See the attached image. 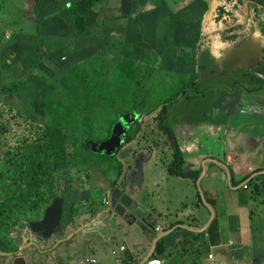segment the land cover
<instances>
[{"label":"rangeland","instance_id":"rangeland-1","mask_svg":"<svg viewBox=\"0 0 264 264\" xmlns=\"http://www.w3.org/2000/svg\"><path fill=\"white\" fill-rule=\"evenodd\" d=\"M63 1L76 0H58L51 5L44 3L43 0L39 2L37 0H0V87L4 84L11 85L12 81H23L25 83L23 90L30 95V102L27 103L17 95L12 101L0 93V245L8 249L21 247L28 235H31L30 242L39 239L40 235L29 228V224L43 220L45 211L55 199L62 200L63 211H65L63 193L66 190H78L79 187L85 189L87 185L93 187L94 189L89 190L90 192L83 198L80 197L82 199H78L81 202L96 203L100 209L104 206L105 213H110L111 210L120 219L125 215L124 211L114 209V205L121 201L117 194L121 193L116 191L111 194L119 172L118 163L115 161H119L120 153L116 159L105 155L104 152L88 151L85 147H80L78 153H75L71 137L72 130L68 127L69 124L66 123L64 117L79 120L82 125L83 138L94 144H100L109 138L108 128L112 126V135L114 127L123 124L126 129L125 137L129 134L134 139L132 147L129 150L127 146L125 148L127 153L123 162L126 167L129 168L134 164V160L131 159L134 154L156 153L162 157L163 165L168 172V166L172 163L170 155L174 152L168 138L158 128V110L165 101L171 99L174 101V95L190 86L187 87V80L183 82L178 79L180 74L165 75L166 72L183 65L177 64V61L181 58L183 61V58L190 54L177 50L172 45L164 47L157 43L155 36L161 38L165 34L166 30L163 25L156 24L157 30L155 31L137 29V26L154 22L173 23V16L181 20L186 16L191 21L184 23L187 30L183 33L199 31L201 33L199 43H201L209 39L207 35H212L211 31L215 25L221 24L219 20L212 21L213 25L210 30L205 21V34L202 30L200 31L202 16L204 20L207 13L215 10L213 7L210 10L207 0L200 2L173 0L169 7L167 4H162L161 14L156 9L155 0H95L87 13L84 34L80 35L75 26V18L72 17L68 6L66 3L63 4ZM206 3L209 6L208 12ZM54 6L55 9L50 12ZM37 7L45 10L46 13L41 16L49 20L45 30L42 24L35 22L34 9ZM232 12L238 15L229 13L227 18L243 17L245 11L234 9ZM122 22L135 26L124 31L126 36L123 42H118L120 34H112V31L104 32L106 24L111 26ZM253 24H255L254 19ZM169 33L170 36L171 32ZM43 34L51 36L55 46H60L59 49L55 48V51H50L47 45H41L47 44V41L45 43L40 41ZM19 36H24L29 42L30 50H26L24 55L17 50L19 42L23 41L18 38ZM6 44L7 46H4ZM114 46L120 49L113 51ZM121 50H126L127 56L122 54ZM116 56H121V62L127 59L125 60L128 62L127 72L134 71L136 79L141 80L146 89L135 91L134 79L128 76L127 72L123 75L118 74L117 70L123 66H119L118 62L115 63L112 60ZM86 63H90L91 66L95 63L98 73ZM76 66H82L83 69ZM153 66L156 70L152 68ZM44 70L51 72V76L52 72H55L60 79L64 75L71 76L79 72L82 79L88 76V83L84 84V81L80 83L78 80L70 82L69 77L66 78L65 81L68 80V82L64 86H59L53 76V79L47 77L41 80L32 79V74H42ZM151 70L154 73L153 77L146 81L147 86H145L144 74ZM155 73L157 74L154 78ZM189 73L191 75V71ZM73 76L79 79L77 75ZM252 78L253 75L249 76L247 81L248 86L254 88ZM96 85L99 89L88 90L89 87ZM218 86H222L223 89L217 90V98L224 99L227 79H219ZM79 89L80 93L73 95ZM101 92L102 96L94 95V93ZM190 96L193 100L198 99V95ZM100 97L105 100V104H99V101L103 100L99 99ZM233 97V94H230L229 101ZM192 101L184 106L181 104L174 106L166 122L181 144L186 137L180 136L177 124L181 123L186 126L195 122L186 119V117L197 116L195 111L190 110L196 105V102ZM141 106L143 109L139 110ZM209 110L207 116L218 119L213 106H210ZM132 114H135L136 118L128 123L125 117ZM50 120L61 122L60 126L67 137V156L71 169L63 170V172L57 171L53 166L46 167L47 161L43 160L46 157L49 158L50 153L47 154L46 147L40 142V136L42 137V133L47 128L46 124ZM206 130V127L201 128L203 132ZM194 131L199 132L198 129ZM115 133H119V128H116ZM31 145L41 146V153L35 154V157L41 159L45 168L38 169L37 173H30L39 185L33 188V195L29 196L27 183L31 169L24 166L23 159L31 155L28 151ZM207 145L212 149L222 147L220 143L211 138ZM227 145L230 146V143L227 142ZM8 156L11 159H19L17 166L16 163L9 162ZM127 174L123 176L124 194L132 202H138L137 196L133 194L132 183L127 181ZM120 189H122L121 186H119ZM71 196L73 193L66 194V199ZM69 208L73 214L82 210L78 205L69 206ZM69 208L66 211H69ZM132 209V214L135 215L139 210V205L135 204ZM142 210L144 212L143 208ZM73 216L71 215L69 222ZM141 220L145 221L144 218ZM62 222L61 219L59 227L63 228L66 224ZM62 232L63 229L59 233L56 232L55 236Z\"/></svg>","mask_w":264,"mask_h":264},{"label":"crops","instance_id":"crops-1","mask_svg":"<svg viewBox=\"0 0 264 264\" xmlns=\"http://www.w3.org/2000/svg\"><path fill=\"white\" fill-rule=\"evenodd\" d=\"M155 1L161 14V0ZM172 1L169 0V4ZM234 9L245 11V19L253 31L251 39L243 43V49L230 58L233 47L223 36L226 28L237 23L235 18H230L228 24L223 23L222 19L228 16L225 14L220 20L222 26L217 30L213 27L216 32L207 35L208 40L196 44L197 57L186 51L190 56L177 61L183 65L165 73L180 74L178 79L187 80V87L191 86V75L196 72L198 76L196 87L186 93L187 97L198 95V99L193 100L196 105L190 109L197 116L186 117L195 122L186 126L177 124L180 136L186 137L182 144L177 138L184 157V170L198 173L197 183L170 176L162 157L156 153L132 155L134 164L127 168L123 162L127 153L125 147L119 157L124 166L119 186L123 189V176L128 173L127 181L132 183L138 202H131L129 208L119 201L114 205V209L125 212L123 220L111 210L105 213L102 202L100 209L96 203L78 199L93 187L87 185L85 189L66 190L62 215V223L66 225L56 231L59 233L63 229V232L50 240L40 236L33 242L28 235L21 247L8 249L0 245V264H83L89 256H95L99 264H146L149 258L160 259L162 264H264V90L255 85V79L264 77V71L254 74V88L248 86L246 77L259 65L257 52L255 59L252 53L264 36V7L252 0L240 6L234 0L229 13L238 15L232 12ZM177 20L180 23L191 21L186 16ZM257 23L263 27L259 28ZM156 24L166 22L139 24L137 29L151 26L155 31ZM175 26L176 46L180 33L178 23ZM133 27L124 22L106 24L105 32L120 34L118 42H123L124 31ZM244 31L249 32V28L244 27ZM164 35L161 38L155 36L159 45L165 46ZM118 49L120 47H113V51ZM121 53L127 56L126 50ZM112 60L122 66L121 56ZM198 61L201 65L207 64L206 71L195 67ZM153 74L152 70L145 73L144 79H150ZM219 79H227L224 99L217 98V90L223 89L218 86ZM230 94L234 97L229 101ZM187 97H183L184 102ZM210 106L217 112L218 119L207 116ZM205 127L206 132L202 131L199 136L194 131ZM210 138L222 147H209ZM131 147L132 143L127 145L128 150ZM171 159L173 161V154ZM245 184L249 185L248 191L243 188ZM71 193L73 196L66 199V194ZM199 195L201 202L196 204ZM135 204L139 205V210L134 215ZM77 205L81 212L71 213L69 206ZM71 215L74 216L69 222ZM122 246L126 247L124 252L119 251ZM114 250L118 251L117 255L113 254Z\"/></svg>","mask_w":264,"mask_h":264},{"label":"trees","instance_id":"trees-1","mask_svg":"<svg viewBox=\"0 0 264 264\" xmlns=\"http://www.w3.org/2000/svg\"><path fill=\"white\" fill-rule=\"evenodd\" d=\"M39 2V0H37ZM44 3H48V4H53L55 2H57L58 0H43ZM202 0H195V2H200ZM234 0H214L212 3V7L215 8L214 11L209 12V14L207 13V15L205 16V19L203 20V16L201 18V27H200V31L202 30L203 34H205V28H204V23L206 21V25H208V28H211V26L213 25L212 21H220L221 18L225 15L229 13V8L231 6V4L233 3ZM240 3L244 2V0H238ZM204 2V1H203ZM68 6V11L70 12V14L72 15V17H74L75 19V23H76V28L78 31V34L82 35L84 34L85 31V25H86V20H87V13L88 11L91 9V7L94 5L95 0H76V1H72V2H66L63 1V4H65ZM230 4V6H227V4ZM162 4H167L168 7L170 6L169 4V0H161V6ZM207 4V3H206ZM211 7V9H212ZM55 9V6L52 7L50 9V12H52ZM210 9V10H211ZM129 10V8H128ZM209 10V6L208 4L206 5V11L208 12ZM127 11V10H126ZM125 13V11H123ZM45 12V10L42 7H37L34 9V18H35V22L42 24L43 29L45 30L46 25H48V19L42 18L41 15H43ZM172 13V12H171ZM36 16V17H35ZM223 19V23H224ZM203 22V25H202ZM176 23H178L177 26V31L180 34V38L177 40L176 46L174 43V31L176 29ZM4 27H6V23L5 21H3ZM163 25V27L165 28V35H164V40H165V46L168 45H172L173 48H176L177 50H183V51H187L192 53L195 57H197L198 55V42L200 39V34L199 31L197 33H183L186 29V25L184 23H180L174 16H173V23H166V24H161ZM220 25L222 26V24L219 25H215V28H219ZM260 26L259 28L263 27L262 24L257 23V26ZM145 30H149L151 29V26H147V27H143ZM211 30V29H210ZM169 31L171 32V35L169 36ZM229 31L231 32L230 35H227V37L236 40L238 38V35L235 32V27L230 28ZM227 29H225V32H228ZM105 32V31H104ZM244 34H246V32H243ZM246 37V36H244ZM20 40L19 42V46L17 48V50L20 52L21 55H24L26 50H30V48L28 47L29 42L26 41L24 36H19L18 37ZM198 39V40H197ZM40 41L41 43H45L47 41V44H41V45H47V48H49L50 51H55V48H58L60 46H55V43L53 42V38L51 36H46V35H42L40 37ZM262 49H261V63L259 65V69L261 71H264V36L262 38ZM31 42V41H30ZM4 46H7L4 45ZM175 46V47H174ZM191 46V50H189ZM41 48V47H40ZM125 60L127 59H123L122 60V66L121 68H119L118 74L119 75H123L126 74L127 72V65L128 62H125ZM116 63V62H115ZM89 67L92 68V70L94 72L98 71L96 70V64L93 63V66H91L90 63H86ZM119 66H121L120 64H118ZM112 66V65H111ZM37 67V66H36ZM76 67H80L83 69L82 66H76ZM195 67L198 68L199 71H206L207 70V64L206 65H201L200 61L195 63ZM263 69V70H262ZM51 72H49L48 70H44L42 74H38V75H33L32 74V79H46L47 78H51L53 79V77L56 79V82L59 84V86L61 85H65L67 81L66 78H69V81L71 82L72 80H78L80 83H82L84 81V84L88 83V76L83 77L81 76V73L77 72V73H73L70 75H64L62 79H60L59 77H57L55 72H52V76L50 75ZM73 75H77L79 79H77L75 76ZM127 75L130 76L132 79H134L135 82V91H139L140 89H146L143 85H142V81L137 80L136 79V75L134 71H128ZM191 76H193V79L191 81V86L187 89H184L181 91V93L174 95L175 99L173 101V99H171L170 101H165L162 105L161 108L158 110V117H157V123H158V128L159 130H161L166 137L168 138L169 142L171 143V146L173 148V161L172 163L168 166V173L170 174V176H175V177H180V178H186V179H192L195 184L197 183V181L199 180V174L198 173H187L184 170V157L182 156V152L180 150V147L178 145L177 142V136L176 134H174V131H172V129L167 126L166 122H168L171 113H172V108L175 106L177 107L178 105H186L187 102H191L193 100L192 96L187 97L186 93L189 92L190 89H192L193 87H196L197 84V74L196 72H194ZM145 81V86H147V80L148 79H143ZM11 85H1L0 87V93L1 95L5 96L6 98L9 97L10 100L14 101L13 97L14 96H18L19 98H23L24 102L29 103L30 102V95L26 94L23 90L25 83L23 81H18V82H10ZM93 88L99 89L98 86L96 85L95 87H89L88 90H93ZM80 93V89L73 93V95ZM141 94V93H140ZM94 95L97 96H102L103 93H94ZM183 97H187V101L184 102L183 101ZM99 99H103V98H99ZM99 104H105V100H100ZM136 107V106H135ZM103 109V108H102ZM143 109V106H141L139 108ZM178 110V109H177ZM134 111V110H132ZM66 123H68V127L71 128L72 130V134L71 137L73 139V145L75 147V153H78L80 147H85L86 150L88 151H97L96 149H93L92 146H90L89 143L84 144L85 143V138H83L84 134L82 133V125L81 123H79V120H73L67 117H64ZM132 120V119H130ZM61 122L58 123L57 121L53 122V121H48V123L46 124L47 128L45 130L44 133H42V137L40 136V142L43 144L44 147H46L47 149V154H49V158L46 157L45 159H43L44 161H47V166L46 167H50L53 166L57 171L63 172V170H68L71 169V166L69 167V162H68V145L66 143L67 137L64 135V131L61 128L62 126H60ZM71 126V127H70ZM199 130V132H197L198 136L200 134H202L201 129L196 128ZM111 130H112V126L110 128H108V133L109 136L111 135ZM140 131H138L139 133ZM137 133V134H138ZM200 133V134H199ZM137 134L135 135V137L137 136ZM131 135H127L126 138L123 139L122 141V146L119 149V151H121L122 149H124L128 144L132 143V141L134 139H132V137H130ZM134 137V138H135ZM97 146V145H96ZM79 147V148H78ZM92 148V149H91ZM29 152H31L30 157H27L25 159H23V164L25 167H29L31 170L28 174V180L29 182L27 183L29 186V189H27V194L29 196L33 195V188L37 187L39 184L33 179V177H31L30 173H37L38 169L40 168H45V166L43 165V162L41 161L40 158H36L35 154H40L41 153V146H30V149L28 150ZM98 153H101L98 151ZM103 153V152H102ZM118 151L114 152V153H110L109 156L113 159L117 158L118 155ZM9 158V162H14L16 163L17 166V162H19V159H11L10 156H8ZM115 161V160H114ZM118 164V175H117V180L114 183V186L111 190V194H114L116 191H119V181L122 177L123 174V170H124V166L121 162V160L119 161H115ZM27 173V172H25ZM23 174V173H22ZM66 174V173H65ZM264 177V176H262ZM120 192V191H119ZM119 195V194H117ZM109 198V197H108ZM110 200V198H109ZM199 202H201V198L199 195ZM60 230V229H58ZM57 230V231H58ZM56 233V232H55ZM55 236V234H54Z\"/></svg>","mask_w":264,"mask_h":264},{"label":"water","instance_id":"water-1","mask_svg":"<svg viewBox=\"0 0 264 264\" xmlns=\"http://www.w3.org/2000/svg\"><path fill=\"white\" fill-rule=\"evenodd\" d=\"M207 3L210 5V9L212 7V0H207ZM125 118L128 119V123H131L135 120L136 115L132 114L131 116H126ZM132 119V120H130ZM131 121V122H130ZM115 128V129H114ZM111 138L99 145H92L93 149H96L99 152H104L106 154L116 152L122 145V141L126 135V129L124 128L123 124H118L114 127ZM119 128V133L116 134L115 130ZM203 198V196H202ZM120 203L125 207L129 208L131 204V199L127 197L125 194L120 196ZM204 200V198H203ZM63 215V202L62 200L55 199L53 204L47 208L44 214L43 220L40 222H34L29 224V228L36 231L37 233H41V235L45 238H50L53 236V233L60 228V220L62 219Z\"/></svg>","mask_w":264,"mask_h":264},{"label":"clouds","instance_id":"clouds-1","mask_svg":"<svg viewBox=\"0 0 264 264\" xmlns=\"http://www.w3.org/2000/svg\"><path fill=\"white\" fill-rule=\"evenodd\" d=\"M213 1H214V0H212V2H213ZM236 1L238 2V4H239L240 6H242V5H244V3H245L247 0H244V2H242V3H240L238 0H236ZM252 1H254V2H258V4H260V5H262V6L264 7V0H262V1H261V0H260V1H258V0H252ZM228 15H229V13H228ZM245 16H246V13L244 12V16H243V17H237V18H235L234 22L237 23L235 26H232V27H228V28H226L227 31H229L230 28L235 27V32H236V34L238 35V38H237L236 40H233V39L227 37V35H230V34H231L230 31H229V33H228V32H225V34H224V36H223V38H224L226 41H229L230 44H231V46L233 47V49H232V50L230 51V53H229V54H232V52H233V54L230 56V58H232V57L236 54L237 51H240L241 49L244 48V45H242L241 47H238L237 50H235V49H236V44H237V42H240V41H242L243 39H245L246 37H249V36L253 35V31H252V29L250 28V24H249V22L245 19ZM229 19H230V18H226V19L224 20V23H225V24H228ZM74 22H75V20H74ZM263 22H264V21H263ZM255 24H256V23H255ZM255 24H253V22H252V25L255 26ZM75 26H76V23H75ZM244 27H248V28H249V32H246V34H244V33L242 32V30H243ZM76 29H77V28H76ZM216 30H217V28H216ZM244 36H246V37H244ZM239 37H241V38L239 39ZM250 39H251V38L249 37V38L246 39V41H248V40H250ZM246 41H245V42H246ZM203 45H204V44H203ZM256 46H258L257 43H256ZM258 47H259V52H257V55H258L259 65H260V63H261V49H262V41H261V40H259V46H258ZM234 50H235V51H234ZM252 54H253V59L256 58V53H252ZM259 65L256 66L257 68H255V69H253L252 71L248 72V76H246V77H249V76H251V75L254 76V74L257 73V72H262V71L259 69ZM262 70H263V69H262ZM253 80H254V79H253ZM255 81H256V83H255L256 88H257V89L264 90V77H262V78H256ZM124 138H126V137H124ZM109 139H110V137H109L107 140H109ZM107 140H105V141H107ZM105 141H103V142H105ZM103 142H102V143H103ZM87 143H89L90 146H92V145H99V143H98V144H94V143L87 142V141L85 140V143H84V144H87ZM100 144H101V143H100ZM121 146H122V145H121ZM120 148H121V147H120ZM120 148H119V149H120ZM67 149H68V147H67ZM119 149H118L117 151H118L119 153H121L123 149H122L121 151H119ZM117 151H116V152H117ZM119 153H118V154H119ZM105 155H109V154H105ZM27 157H30V154H29ZM243 188L246 189V190L248 191V190H249V185H248V184H245ZM119 191H120V193H121V194L118 195V198H119V200H120V196H121V195H124V191H123V189H120ZM250 191H251V190H250ZM53 234H54V233H53ZM37 235H40L41 237H43V236L41 235V233H37ZM43 238L46 239V240H50V239H52V237H50V238H45V237H43ZM121 248H124V251H125V249H126L125 246H122V247L119 248V251H120V252H124ZM113 254H114V255H117V254H118V251H117V250H114V251H113ZM89 258H93V259H95V260H96V264H99V261H98V259H97L95 256H89V257H87V258L85 259V261L83 262V264H85V263H86V260L89 259ZM152 259L159 260V261L161 262V264H162V261H161L160 259H157V258H149V259L146 261V264L148 263L149 260H152Z\"/></svg>","mask_w":264,"mask_h":264},{"label":"built area","instance_id":"built-area-1","mask_svg":"<svg viewBox=\"0 0 264 264\" xmlns=\"http://www.w3.org/2000/svg\"><path fill=\"white\" fill-rule=\"evenodd\" d=\"M121 249L124 251V248ZM210 258H212V256H210ZM85 264H96V260L93 258H89L86 260ZM147 264H161V262L159 260L152 259L149 260Z\"/></svg>","mask_w":264,"mask_h":264},{"label":"flooded vegetation","instance_id":"flooded-vegetation-1","mask_svg":"<svg viewBox=\"0 0 264 264\" xmlns=\"http://www.w3.org/2000/svg\"><path fill=\"white\" fill-rule=\"evenodd\" d=\"M215 32H216V30H215L214 28H212L211 33L214 34ZM249 37H250V36H249ZM249 37H246V38L243 39L242 41L237 42V44H236V48L241 47L242 45H244L243 43H244V42L246 41V39L249 38ZM256 52H259V47H258V46H256V51H254L253 53H256ZM254 59H255V58H254Z\"/></svg>","mask_w":264,"mask_h":264}]
</instances>
